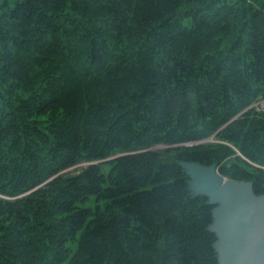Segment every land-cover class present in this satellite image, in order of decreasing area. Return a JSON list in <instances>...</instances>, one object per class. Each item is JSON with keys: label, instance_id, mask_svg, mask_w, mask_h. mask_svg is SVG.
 <instances>
[{"label": "trees", "instance_id": "16d2710c", "mask_svg": "<svg viewBox=\"0 0 264 264\" xmlns=\"http://www.w3.org/2000/svg\"><path fill=\"white\" fill-rule=\"evenodd\" d=\"M259 98L264 0H0V264H218L179 163L264 195Z\"/></svg>", "mask_w": 264, "mask_h": 264}, {"label": "water", "instance_id": "95a60500", "mask_svg": "<svg viewBox=\"0 0 264 264\" xmlns=\"http://www.w3.org/2000/svg\"><path fill=\"white\" fill-rule=\"evenodd\" d=\"M179 165L188 177L190 196L207 198V205L213 206L208 230L216 238L218 264H264V195L256 194L254 183L225 178L217 163Z\"/></svg>", "mask_w": 264, "mask_h": 264}, {"label": "rangeland", "instance_id": "374dc122", "mask_svg": "<svg viewBox=\"0 0 264 264\" xmlns=\"http://www.w3.org/2000/svg\"><path fill=\"white\" fill-rule=\"evenodd\" d=\"M260 100H264V98H259L257 101H260ZM257 101H255V102H257ZM213 143H225V142L218 140L215 137V135H213V136H211V137H209L207 139L201 140V141L189 142V143L187 142V143H184V144H178V145H174V146H163V145H159V146H155V147L151 148V150H159V151H162V150H165V149H170V148H175V147H182V146H184V147H192V146H195V145L213 144ZM111 159H114V157L113 158H110V160ZM91 164H95V163H93V162H83V163L79 164L77 167H74V168L69 169L68 173H66V174L67 175L78 174L84 168H86L87 166H89ZM225 178H227V177H225Z\"/></svg>", "mask_w": 264, "mask_h": 264}, {"label": "built area", "instance_id": "2783aa9c", "mask_svg": "<svg viewBox=\"0 0 264 264\" xmlns=\"http://www.w3.org/2000/svg\"><path fill=\"white\" fill-rule=\"evenodd\" d=\"M246 111H255L258 113H263L264 112V100L254 102L246 110H244V112Z\"/></svg>", "mask_w": 264, "mask_h": 264}]
</instances>
